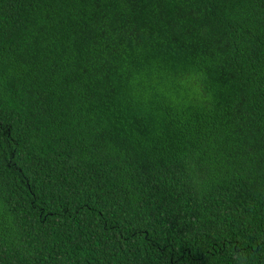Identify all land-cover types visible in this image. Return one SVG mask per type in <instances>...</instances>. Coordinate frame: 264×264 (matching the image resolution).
Segmentation results:
<instances>
[{
  "label": "trees",
  "instance_id": "obj_1",
  "mask_svg": "<svg viewBox=\"0 0 264 264\" xmlns=\"http://www.w3.org/2000/svg\"><path fill=\"white\" fill-rule=\"evenodd\" d=\"M0 264H264V0H0Z\"/></svg>",
  "mask_w": 264,
  "mask_h": 264
}]
</instances>
